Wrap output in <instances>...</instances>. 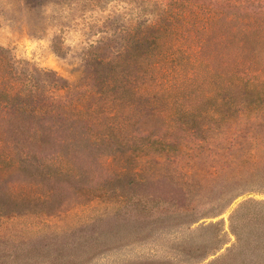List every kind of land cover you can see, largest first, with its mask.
<instances>
[{
    "label": "rangeland",
    "instance_id": "obj_1",
    "mask_svg": "<svg viewBox=\"0 0 264 264\" xmlns=\"http://www.w3.org/2000/svg\"><path fill=\"white\" fill-rule=\"evenodd\" d=\"M164 4L161 0H0V47L17 68L51 71L62 78L70 86L66 101L81 97L90 86L91 62L120 65L124 61L130 66L118 76L123 91L111 92L104 100L108 107L122 104L106 120L108 124L111 119L115 129L103 136L104 127L75 123L73 141H86V134L97 138L99 147L79 145L77 153L70 154L57 148L68 155L62 159L79 168L73 170L60 160L70 173L56 182L57 199L72 203L80 188L93 193L70 215L48 219L46 231L86 228L87 243L94 248L81 264H209L236 242L230 233L231 216L249 201L264 202V114L245 115L243 124H232L224 132L209 125L207 135L175 129L174 141H152L163 135L161 131L143 136L140 129H148L143 125L149 119L139 120V28L152 24ZM131 48L124 60L123 54ZM53 91L58 93V87ZM53 136L57 145L72 138L64 131ZM121 168L136 176L121 174ZM176 173L187 187V200L173 184ZM18 179L2 181L0 198L19 189ZM45 181L40 190L26 183L27 190L51 188ZM181 204L193 209V216L181 220L158 216ZM143 205L149 207L146 212ZM12 223L6 220L1 234L11 235L17 229ZM38 226V221L26 220L20 229ZM220 231L223 236L218 239ZM223 243L222 250L214 253ZM0 247L9 249V242ZM62 253L66 251L53 248L51 255ZM0 258V264H19ZM63 264L78 263L65 257Z\"/></svg>",
    "mask_w": 264,
    "mask_h": 264
},
{
    "label": "trees",
    "instance_id": "obj_2",
    "mask_svg": "<svg viewBox=\"0 0 264 264\" xmlns=\"http://www.w3.org/2000/svg\"><path fill=\"white\" fill-rule=\"evenodd\" d=\"M161 1L165 4L159 17L139 28L136 47L139 120L149 119L143 125L148 129H140L143 136L161 131L163 135L152 141H174L172 132L178 128L192 136L207 135L211 134L209 125L222 127L224 132L232 124H243L245 115H263L264 0ZM133 49L123 54L124 60ZM16 65L7 50L0 47V184L7 177H19L16 182L21 184L17 191L0 198V246L6 241L10 245L9 249L0 247V252L6 253L0 257L15 259L19 264H63L66 257L81 264L94 248L87 243L86 228L46 231L48 219L70 215L93 193L88 187L80 188L72 203L57 199L55 184L70 173L60 162L68 155L60 151L64 148L67 154L74 153L79 145L99 147L98 139L86 134V141H73L75 123L100 126L101 130L104 127L103 136L115 129L109 123L111 119L108 124L106 120L111 110H119L122 104L108 107L104 100L111 92L123 91L118 76L130 66L124 61L120 65L91 62L87 69L90 86L81 97L68 102L64 95L70 86L55 73L23 71ZM57 87L59 92L55 93ZM60 131L72 138L57 145L53 133ZM218 134L216 131L214 135ZM64 161L73 170H79L71 161ZM120 172L136 176L126 168ZM45 179L51 188L27 190L29 182L42 189ZM173 182L182 199L187 200V187L180 173H176ZM142 207L144 212L149 208ZM165 212L158 216L181 220L194 214L183 204L176 205L168 214ZM6 220L17 227L8 237L1 234ZM26 220H36L40 226L20 229ZM230 233L235 244L226 247L224 254L209 264H264V202L249 201L232 215ZM216 236L222 237L223 231ZM225 244L214 248V253ZM53 248L65 250L64 257L51 255Z\"/></svg>",
    "mask_w": 264,
    "mask_h": 264
}]
</instances>
